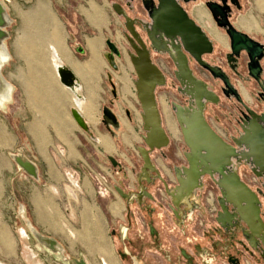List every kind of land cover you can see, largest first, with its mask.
I'll return each instance as SVG.
<instances>
[{"label":"crops","instance_id":"obj_1","mask_svg":"<svg viewBox=\"0 0 264 264\" xmlns=\"http://www.w3.org/2000/svg\"><path fill=\"white\" fill-rule=\"evenodd\" d=\"M236 1L229 4L232 25L264 43L261 39L264 37V0ZM10 3L13 9L10 13L4 7L6 37L0 39V177L4 195L19 200L24 231L20 237L33 244L41 240L48 242L49 238L58 244L67 242L69 250L74 251L73 260L76 256L81 258L78 264H90L85 261L93 255H98L102 264H113L116 248L115 239L109 233L108 218H115L120 226L123 209L129 207L133 199L129 202L116 191L114 196L105 191L99 194L98 184L106 181L97 172L105 169L107 158H114L117 163L112 164L111 170L116 176L113 185L117 191L120 187L124 192L127 189L124 184L140 190L138 172L131 173L130 161L125 160L123 164L122 148L126 151L140 149L144 136L140 127L137 75L124 41L126 30L113 24L114 15H119L113 4H121L126 12L127 9L121 0H11ZM205 3L206 0L194 2V12L189 13L215 45L214 53L208 55L207 60L227 70V62L222 57L231 52L230 39ZM198 8L203 12L198 13ZM15 19L19 26L13 30L14 40L8 42ZM58 34L63 36L59 38ZM148 48L153 62L169 82L163 95H158V102L171 140L173 135L178 136L177 128L180 129L172 105L178 99L170 83L178 80L177 65L167 52ZM164 53L167 56H163ZM262 62L264 65V60ZM235 64L231 62L230 66L238 77L232 80L248 103L257 84L244 62L239 67ZM64 67L74 76L73 87L61 80L58 69ZM197 67L201 71L198 76L209 83V87L218 84L217 78ZM223 99L219 104H210L212 115L207 112L208 103L204 117L220 136L231 141L229 124L235 123L237 100L233 95L228 96L229 102ZM74 110L87 128L75 119ZM108 112L116 118L117 124L108 118ZM228 117V122L221 121ZM17 158L33 166V172ZM161 162L159 158L158 164ZM155 178L157 175L152 172L143 183ZM135 199L136 206H141L140 210L134 208L133 217L138 219L137 214L143 215L145 205L151 206L153 202L148 196ZM158 211L165 210L159 207ZM118 226L111 234L121 232ZM76 227H82L83 231L77 233ZM76 249H82L85 254L78 255ZM49 253L51 257L47 258H58L59 251ZM37 254L34 250L27 252L38 261Z\"/></svg>","mask_w":264,"mask_h":264},{"label":"rangeland","instance_id":"obj_2","mask_svg":"<svg viewBox=\"0 0 264 264\" xmlns=\"http://www.w3.org/2000/svg\"><path fill=\"white\" fill-rule=\"evenodd\" d=\"M10 1L11 0H0V3L9 13L13 10ZM121 1L127 9V15L136 20V27L143 36L144 41L149 47L153 48L152 40L149 38L146 31V26L151 24V20L143 4V0H139L138 2L137 0ZM193 3H189L185 6L188 12H194ZM114 17V27H117V25L118 27L123 26L126 30L124 16L114 15ZM17 23V19L12 21V32L8 42L14 40L15 35L13 30L15 27L18 28L19 25H17ZM124 36L126 35L124 34ZM261 39L264 41V37H261ZM124 41L126 43V48L128 47L129 49L127 40ZM161 42L162 41H158V46L159 43L162 45ZM163 56L167 55L164 53ZM197 66L198 65H196L194 61H191L193 74L195 78L200 81L201 78L199 76L201 75V71H198ZM225 67L227 69L226 71L235 81L234 76H238L235 75V72H233L227 64H225ZM210 82L212 83V81ZM170 83L173 84L171 90L176 95V99H178L175 100L176 103H179L185 109L196 107V99L186 92V85H184L183 82L181 83L177 80L175 83L173 81ZM168 84L169 82L166 80V83L158 86L155 91L157 105L161 115V124L164 128L165 118L159 107L158 95H163ZM207 84L210 85L209 83ZM236 84L238 83L236 82ZM223 86L224 84L221 80H219L217 85L212 84V87L208 86L210 90L217 93L220 103L222 98H224V102H229L227 101L228 96L223 92ZM252 96L253 98L248 104L258 109V112H262L264 105L256 101V98L259 96L258 91L253 89ZM203 101L205 103V108L209 103V110L207 112L212 115L213 110L210 104L213 103L206 98H203ZM242 111H244L242 105L237 102L235 108L236 118L234 119L235 127H232L234 126L233 123L229 124L231 130H229L231 132L229 133V139L231 141L228 142L235 146L239 154L244 155L245 152L250 151L248 145L246 143L237 145L234 142L235 138L239 139L244 134L240 126L241 118H243L244 115ZM141 112L142 108L140 109V113ZM225 112H227V110H225ZM229 118L230 117L224 118L221 121L228 122L227 120H229ZM140 120L141 133L146 135V131L142 125L143 120L141 115ZM177 133L178 136L176 137V135H173L168 145L150 152L151 164L156 170L148 169L147 177L145 176L147 173L144 172V159L140 149L135 148L133 151H126L125 148H122L124 153H121L124 156V159H122L123 164L125 160L128 162L130 161L129 163L132 165L131 173H135L136 175L138 172L137 176L140 178L141 184L139 183L140 190L139 188H131L133 186L129 188L124 184V189H127L124 190V192H118L119 196L125 199L127 198L126 200L129 202L133 199L132 202L129 203V207L127 206V208L125 207V209H123L124 217L122 216L121 220L118 219L121 221V225H117V220L115 218H108L109 233L115 239L116 248L112 263L264 264V170L257 165L254 156H232L230 163L227 165L228 176L231 174L236 175L240 181L244 182L255 192L259 199V217L255 219L256 223L254 222L253 225L240 213L236 204L230 201L228 202L226 199L225 192H227V188L225 184H223V177L218 172L215 173L214 176L208 173L201 174L198 177V186L192 191L193 197L189 198L188 201L182 200L177 205L174 201V197L178 194L182 186V179L187 178L185 170L186 168H190L188 156L192 153L191 148L185 142L179 128H177ZM139 145L142 146V148L148 149V146L142 138ZM136 152H138V155ZM160 153L161 157L159 156ZM159 158L163 160L160 165L158 164ZM112 164L111 158H107L105 169L97 172L106 181V183L101 182L98 184L99 194H103L105 188H108L105 194L114 196L117 190L113 185V183L115 184L113 179L116 176L111 170ZM128 167L130 168V166ZM202 167L204 166H199L200 171H203ZM152 172L157 175V178L150 183H143V180H149L150 173ZM130 190L135 191V194ZM121 193L124 194L121 195ZM136 196H139V198L148 196V198H152L150 201L153 202L151 206L145 205L143 215L142 213L139 215L136 213L138 219L133 217L134 212H136L135 209L139 208L140 210L141 208V206H136ZM152 207L154 209H152ZM159 207L163 208L165 211H158ZM227 213L230 214L231 218L230 220L223 221L222 215L224 216ZM21 220L22 215L19 200L16 197L11 200L9 195H4L3 181L2 177H0V264H78L82 262L79 260L81 259L79 256H76V260H73V258H75L73 254L74 251L71 252L69 250L70 244L67 242L58 244L52 242V238H49L48 242H44L40 239L42 241L40 243H26L24 239L20 237V235L23 236L24 234L23 229H21ZM117 226L120 228L121 232L116 231V234H111V231L114 230L113 228H117ZM76 231L79 233L83 231V228L76 227ZM53 244L56 245L55 248H53ZM32 250L38 253V261L36 258H31V255H27V252ZM53 250L59 251L58 258H54V260L47 258L51 257L49 252ZM75 252L80 256L85 254L82 249H76ZM85 262H90V264H102L98 255L90 256V259L88 256V260L86 259Z\"/></svg>","mask_w":264,"mask_h":264},{"label":"water","instance_id":"obj_3","mask_svg":"<svg viewBox=\"0 0 264 264\" xmlns=\"http://www.w3.org/2000/svg\"><path fill=\"white\" fill-rule=\"evenodd\" d=\"M180 1L157 0L155 4L152 0H143V4L151 20V24L146 26V31L152 40L153 47L158 51H165L169 54L177 65V79L186 85V92L196 99V107L191 109H185L179 103H173L176 118L185 142L192 150V153L188 156L190 168H186L185 170L187 178L182 179V186L180 188L182 190L180 191H186L183 189L186 181L192 180L195 177L196 185L193 186L194 190L198 186V177L201 174L208 173L214 176L218 172L224 179L223 184L227 188L225 197L228 202H233L238 208L240 205L248 206L246 205L248 202L253 203L256 219L259 217V199L257 195L244 182L240 181L236 175L231 174L228 176L227 174V165L230 163L232 156L247 157L249 154L247 155L246 152L244 155L239 154L235 146L220 136L207 122L204 117L205 103L203 98L212 103H218L219 96L208 88L205 81H199L195 78L191 69L190 59H194L200 66L209 70L213 76L219 77L224 84L223 92L227 96L233 95L242 105L244 109L242 113L244 115L241 118L240 126L244 134L239 139H234L237 145L246 143L250 151L252 150L250 142L255 144L256 149L264 147V134L262 131V129L264 130V109L262 112H258L257 109L246 103L233 84L229 74L222 67L212 65L205 60L207 54L214 52L213 42L202 27L190 16ZM183 1L189 3L196 2L197 0ZM206 6L215 15L219 14L224 18V20L217 19V21L220 26H227L231 47L228 61L235 62V65H238L237 60L241 57V54L244 53L248 57L247 67L249 74L259 85V96L256 98V101L264 105V80L262 77L264 65L261 62L264 59V44L239 31L229 22L227 19V12L229 11L228 0H221L219 4L206 2ZM113 8L117 14L123 15L125 18V35L129 44V57L137 75V96L142 108L143 128L146 131L143 140L148 146V149L140 147V151L144 159V172L147 173L148 169L156 170L151 164L150 152L168 145L170 141L165 128L161 124V115L155 92L158 86L166 83L167 77L160 67L153 62L147 43L136 27V20L127 15L121 4L115 3L113 4ZM4 14L5 8L0 3V39L6 37L3 30L6 24ZM157 39L164 43L160 45L161 47L158 46ZM231 68L234 69L233 66ZM59 75L66 86L73 87L75 85L74 76L69 69L65 67L60 68ZM108 114V118H110L113 124H117L116 118L109 112ZM73 115L82 127L87 128L76 110L73 111ZM17 160L28 171L33 172V166L23 162L21 158H17ZM111 161L116 165L117 162L114 158H111ZM201 165L204 166L202 167L203 171L199 170V166ZM261 169L264 170V168ZM234 190L237 191L234 193ZM243 193L249 195L250 201H247L246 197L243 199L239 197ZM247 221L250 222V220ZM254 222L250 223L253 225Z\"/></svg>","mask_w":264,"mask_h":264},{"label":"bare ground","instance_id":"obj_4","mask_svg":"<svg viewBox=\"0 0 264 264\" xmlns=\"http://www.w3.org/2000/svg\"><path fill=\"white\" fill-rule=\"evenodd\" d=\"M44 4V3H43ZM49 4V3H48ZM14 6V5H13ZM40 6H41V4H40ZM16 8V7H15ZM41 8V7H40ZM44 8H46L45 6H44ZM38 9V8H37ZM47 9V8H46ZM46 12V11H45ZM39 14H42V13H39ZM27 15V14H26ZM36 16V15H35ZM45 16V15H44ZM25 17V16H24ZM28 17V16H27ZM31 17V16H30ZM34 17V16H33ZM35 18H37V19H39L38 17H35ZM34 18V20H36ZM44 18V17H43ZM42 18V19H43ZM32 19V18H31ZM41 19V18H40ZM47 20H48V22H49V20L51 21V19H48L47 18ZM37 21V20H36ZM42 21V20H41ZM44 22V21H43ZM57 22V21H56ZM45 23H46V21H45ZM50 24V23H49ZM58 24V23H57ZM31 25V24H30ZM34 25H35V23H34ZM43 26H45V25H43ZM47 26H49V25H47ZM51 26H53V25H51ZM38 27V26H37ZM58 27H59V25H58ZM49 28V27H48ZM52 28H54V27H52ZM51 28V29H52ZM55 29V28H54ZM55 30H57V29H55ZM58 30H60V28L58 29ZM48 31V30H47ZM50 32V31H49ZM57 32H59V31H57ZM51 33V32H50ZM55 34V33H54ZM62 34V33H61ZM60 34V35H61ZM53 35V34H52ZM40 36V35H39ZM56 36V35H55ZM58 36H59V34H58ZM61 36H63V35H61ZM61 36H59V38L61 37ZM57 38V37H56ZM35 39V38H34ZM59 39H57V41H58ZM125 40H127L126 39V36H125ZM56 41V40H55ZM61 42V41H60ZM40 43V42H39ZM161 44L163 45L164 43L163 42H161ZM159 46H160V43H159ZM64 48V47H63ZM37 49V48H36ZM49 49V48H48ZM59 50V49H58ZM64 50V49H63ZM66 50V49H65ZM55 52V51H54ZM51 68V67H50ZM58 72H59V69H58ZM91 98V97H90ZM78 102H79V100H77ZM90 106V105H89ZM96 107V106H95ZM94 107V108H95ZM262 131H263V134H264V130L262 129ZM250 142V141H249ZM251 143V147H252V150L250 151V152H246V154L248 155L249 154V156L251 155V156H255V160H256V162L258 163V165L261 167V168H264V147H261V149L260 148H257L256 149V147H255V144H253L252 142H250ZM147 175H148V173L147 174H145V176L147 177ZM194 177V176H193ZM185 185H187V186H185ZM185 185H183L184 187H183V189H185L186 191V193H181V191L180 190H182V189H180L179 190V192H178V194L177 195H175V197H174V200H175V203H179L180 201H182V200H184V201H188V199L189 198H192L193 197V195H192V191H193V186H195L196 185V179H195V177H194V179H190V180H188V181H186V183H185ZM117 191V190H116ZM235 191H237V190H234V193H235ZM117 192H122V190L121 189H118V191ZM122 194H124V193H121V195ZM236 197V196H235ZM240 198H247V201L249 200L250 201V197H249V195L247 194H245V193H243V194H241L240 196H239ZM246 205H248V206H239V210H240V213L247 219V220H250V222L252 223V221L254 222L255 221V214H254V211H255V207H254V204L253 203H251V202H248ZM230 216L228 217V219H225L224 218V216L222 215V220L223 221H225V220H230ZM258 228V227H257Z\"/></svg>","mask_w":264,"mask_h":264},{"label":"flooded vegetation","instance_id":"obj_5","mask_svg":"<svg viewBox=\"0 0 264 264\" xmlns=\"http://www.w3.org/2000/svg\"><path fill=\"white\" fill-rule=\"evenodd\" d=\"M235 1L236 0H228V4H231V5H233V4H235ZM181 2V4L185 7L187 4H189V3H193V2H189V3H186V2H184L183 0H181L180 1ZM206 2H210V3H221V0H206ZM237 2V1H236ZM206 4V3H205ZM186 8V7H185ZM206 8L209 10V12L212 14V16L216 19V21H217V19H221V20H224V18H222L221 17V15H219V14H217V15H215L214 13H213V11L211 10V9H209L207 6H206ZM197 11H198V13H201V12H203V10H202V8H198L197 9ZM148 16H149V14H148ZM231 17H232V15L231 14H229V11L227 12V19L229 20V22L232 24V22H231ZM151 22V21H150ZM217 23H218V21H217ZM219 25V24H218ZM220 26V25H219ZM220 27H222L224 30H225V33L227 34V36L229 37V35H228V33H227V26H220ZM230 39V38H229ZM258 42H260V41H258ZM261 44H264V43H262V42H260ZM213 45H214V43H213ZM214 51H215V45H214ZM214 53V52H213ZM213 53H211V54H207L206 56H205V60H207V56L208 55H212ZM231 53V52H230ZM229 53V54H230ZM223 58V60L224 61H226L227 62V64L229 65V67L231 68V66H230V64H231V62H229L228 61V55L226 54V56H225V58L224 57H222ZM264 60V59H263ZM191 61H194L195 63H196V65H198L201 69H204V70H207L206 68H203L202 66H200L194 59H190V65H191ZM207 62H209L208 60H207ZM241 62L243 63L244 62V65L247 67V62H248V57L243 53V54H241V57H239L238 58V60H237V66L239 67V64H241ZM262 62V61H261ZM210 64H212V65H215V66H220V67H222L221 65H219V64H213L212 62H209ZM263 63V62H262ZM223 68V67H222ZM232 69V68H231ZM247 69H248V67H247ZM223 70H225L224 68H223ZM233 70V69H232ZM208 72H209V74H211V72L209 71V70H207ZM226 71V70H225ZM227 72V71H226ZM234 72V71H233ZM248 72H249V70H248ZM228 73V72H227ZM229 74V73H228ZM212 76H213V74H211ZM230 76V75H229ZM214 78H217V77H215V76H213ZM231 77V76H230ZM262 77H264V73H263V75H262ZM252 78V77H251ZM218 80H221L219 77L217 78ZM253 79V78H252ZM231 80H232V78H231ZM254 80V79H253ZM222 81V80H221ZM255 81V80H254ZM256 82V81H255ZM234 84V83H233ZM256 84H257V87H255L254 89L256 90V91H259V85H258V83L256 82ZM235 85V84H234ZM225 94V93H224ZM237 100V99H236ZM238 102V101H237ZM258 110V109H257ZM230 215L229 214H227V215H224V218L225 219H228V217H229Z\"/></svg>","mask_w":264,"mask_h":264},{"label":"built area","instance_id":"obj_6","mask_svg":"<svg viewBox=\"0 0 264 264\" xmlns=\"http://www.w3.org/2000/svg\"><path fill=\"white\" fill-rule=\"evenodd\" d=\"M155 4L157 3V0H152ZM104 185H106V184H104ZM105 192H107L108 191V188L106 189L105 188V190H104Z\"/></svg>","mask_w":264,"mask_h":264}]
</instances>
